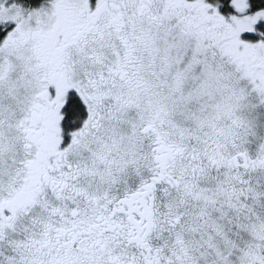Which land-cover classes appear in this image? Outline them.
<instances>
[{
  "label": "snow or ice",
  "instance_id": "1",
  "mask_svg": "<svg viewBox=\"0 0 264 264\" xmlns=\"http://www.w3.org/2000/svg\"><path fill=\"white\" fill-rule=\"evenodd\" d=\"M0 264H264V0H0Z\"/></svg>",
  "mask_w": 264,
  "mask_h": 264
}]
</instances>
